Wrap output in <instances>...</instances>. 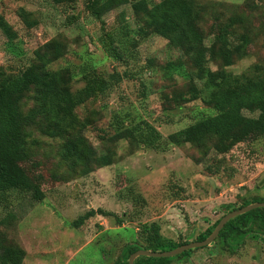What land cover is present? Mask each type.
I'll list each match as a JSON object with an SVG mask.
<instances>
[{
  "label": "rangeland",
  "instance_id": "1",
  "mask_svg": "<svg viewBox=\"0 0 264 264\" xmlns=\"http://www.w3.org/2000/svg\"><path fill=\"white\" fill-rule=\"evenodd\" d=\"M87 1L0 0V70L14 76L38 47L61 45L64 54L47 69L67 77L72 92L90 75L105 83L75 114L80 123L88 121L83 135L92 148L112 160L81 176L59 161V141L27 130L19 165L39 183L43 198L34 202L19 191L0 195V242L21 251V264H114L127 243L147 245L143 229L152 223L162 239L193 242L229 210L264 200V137H249L228 150L222 144L216 150V140L203 150L167 139L224 108L211 104L218 85L264 75V0H193L204 47L213 43L215 53L216 28L227 24V44L241 43L227 67L210 52L184 57L164 39L140 35L143 17L130 8L136 0L100 20L91 17ZM191 87L197 98L182 102ZM20 105L25 113L31 102ZM132 127L152 128L159 139L151 148L142 145L128 136ZM88 210L95 212L72 224ZM170 264H264V253L259 239L247 237L232 253L213 242Z\"/></svg>",
  "mask_w": 264,
  "mask_h": 264
},
{
  "label": "trees",
  "instance_id": "2",
  "mask_svg": "<svg viewBox=\"0 0 264 264\" xmlns=\"http://www.w3.org/2000/svg\"><path fill=\"white\" fill-rule=\"evenodd\" d=\"M125 4H128V0H88L85 6L91 17L100 20L105 13ZM130 8L134 16L143 17L142 26L138 29L140 35L158 36L170 47L180 51L184 57H196L210 52L212 57L218 58L221 64L227 67L231 65V53L241 48V43L232 47V44H227L223 38V31L228 29L230 24L216 28V38L220 47L215 53L212 50L213 43L207 48L204 47L202 31L198 25L200 8L193 0H160L154 4H149L146 0H136L130 3ZM1 27L3 28V25L0 24ZM63 54L64 49L61 45L49 42L35 49L31 63L21 68L14 76L5 75L0 70V195L8 191H19L27 193L34 202L43 198V193L37 186L39 183L37 181L35 183L19 165V160L26 150L25 139L30 128H36L46 138L59 141V161L71 170H78L81 176L91 172L94 167H105L112 163L108 153H97L92 148L83 135L88 121L80 123L75 114V109L87 98L105 89V83L99 77L90 75L85 77L82 89L72 92L67 77L60 76L57 70L47 69ZM208 74L209 81L213 82L215 74L212 72ZM215 92L212 94L211 104H222L224 108L185 127L177 135H168L169 143L175 145L186 143L207 150L205 148L207 141L216 140L219 142L215 145L216 150L221 144L228 150L233 144L245 141L249 137H264L263 74H257L252 79L248 78L244 83L234 86L218 85ZM187 94V97L180 98L182 102L195 100L197 89L191 87ZM25 99L31 102V106L23 113L20 104ZM243 113L255 115L247 116ZM142 124L146 125L144 122ZM129 135L138 143L150 148L159 139L158 133L152 128L141 132L132 127ZM254 202L264 200L254 198L243 202L237 208ZM94 212L88 210L72 224L79 226ZM218 219L199 233L195 241L206 238ZM143 230L144 234H148L146 238L148 247L127 243L121 248L114 264H127V257L138 248L152 252L165 251L187 243H174L172 240L162 239L157 226L153 223ZM247 237L259 239L264 253L263 208L250 210L228 220L211 243L219 242L232 253ZM1 244L0 242V264H21V251ZM195 250L197 249L187 250L171 258L140 256L135 258L132 264H170L174 258L187 256Z\"/></svg>",
  "mask_w": 264,
  "mask_h": 264
},
{
  "label": "water",
  "instance_id": "3",
  "mask_svg": "<svg viewBox=\"0 0 264 264\" xmlns=\"http://www.w3.org/2000/svg\"><path fill=\"white\" fill-rule=\"evenodd\" d=\"M256 208H263L264 209V202H254L250 203L246 206H242L240 208H235L233 210L228 211L226 214L222 215L212 231L209 233V235L204 238L202 241H193V242H188L185 244H182L180 246H177L173 249L170 250H165V251H149V250H144V249H137L133 253H131L127 257V264H132L133 260L137 257L143 256V257H151V258H171L176 255L181 254L184 251L187 250H192V249H198L205 247L209 245L217 236L218 232L221 230L223 225L230 219L244 214L250 210L256 209Z\"/></svg>",
  "mask_w": 264,
  "mask_h": 264
},
{
  "label": "flooded vegetation",
  "instance_id": "4",
  "mask_svg": "<svg viewBox=\"0 0 264 264\" xmlns=\"http://www.w3.org/2000/svg\"><path fill=\"white\" fill-rule=\"evenodd\" d=\"M230 211V210H229ZM220 218V217H219Z\"/></svg>",
  "mask_w": 264,
  "mask_h": 264
}]
</instances>
